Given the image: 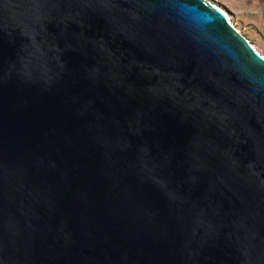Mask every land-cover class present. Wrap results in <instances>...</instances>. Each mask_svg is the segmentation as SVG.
<instances>
[{
	"label": "water",
	"instance_id": "water-1",
	"mask_svg": "<svg viewBox=\"0 0 264 264\" xmlns=\"http://www.w3.org/2000/svg\"><path fill=\"white\" fill-rule=\"evenodd\" d=\"M0 264H264V57L206 0H0Z\"/></svg>",
	"mask_w": 264,
	"mask_h": 264
},
{
	"label": "rangeland",
	"instance_id": "rangeland-1",
	"mask_svg": "<svg viewBox=\"0 0 264 264\" xmlns=\"http://www.w3.org/2000/svg\"><path fill=\"white\" fill-rule=\"evenodd\" d=\"M224 11L231 24L264 57V0H206Z\"/></svg>",
	"mask_w": 264,
	"mask_h": 264
},
{
	"label": "bare ground",
	"instance_id": "bare-ground-1",
	"mask_svg": "<svg viewBox=\"0 0 264 264\" xmlns=\"http://www.w3.org/2000/svg\"><path fill=\"white\" fill-rule=\"evenodd\" d=\"M222 11V10H221ZM223 13L226 15L227 20L231 23L229 16L223 11Z\"/></svg>",
	"mask_w": 264,
	"mask_h": 264
}]
</instances>
